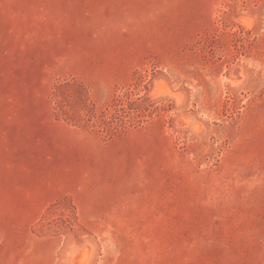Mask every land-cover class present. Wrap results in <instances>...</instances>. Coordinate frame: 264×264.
<instances>
[{
	"label": "rangeland",
	"instance_id": "1",
	"mask_svg": "<svg viewBox=\"0 0 264 264\" xmlns=\"http://www.w3.org/2000/svg\"><path fill=\"white\" fill-rule=\"evenodd\" d=\"M0 264H264V0H0Z\"/></svg>",
	"mask_w": 264,
	"mask_h": 264
}]
</instances>
